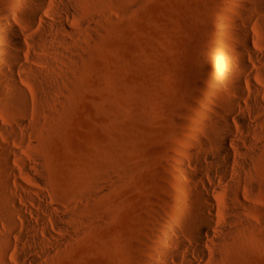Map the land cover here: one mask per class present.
Instances as JSON below:
<instances>
[{
    "label": "rangeland",
    "instance_id": "obj_1",
    "mask_svg": "<svg viewBox=\"0 0 264 264\" xmlns=\"http://www.w3.org/2000/svg\"><path fill=\"white\" fill-rule=\"evenodd\" d=\"M13 1L0 0V8L21 26ZM243 2L250 0H91L89 10L84 4L74 12L78 32L87 30L76 35L83 48L54 69L58 88L40 104L30 98L24 124L0 84V200L11 181L2 166L24 168L81 221L77 239L45 254L11 233L9 263L17 264L15 250L36 264H146L151 253L166 250L157 241L159 221L180 217L178 163L191 143L209 137L205 112L236 93L218 75L248 83H256L248 75H264V23L244 12ZM242 24L261 59L244 52L249 71L241 72L229 45ZM256 84L264 90V80ZM251 96L264 105L263 95ZM14 100L21 105V96ZM258 144L264 168V143ZM33 184L25 185L36 190ZM254 232L210 264H264V225Z\"/></svg>",
    "mask_w": 264,
    "mask_h": 264
},
{
    "label": "bare ground",
    "instance_id": "obj_2",
    "mask_svg": "<svg viewBox=\"0 0 264 264\" xmlns=\"http://www.w3.org/2000/svg\"><path fill=\"white\" fill-rule=\"evenodd\" d=\"M90 1L15 0L9 4L20 10L21 26L9 9L0 8V84L4 98L18 109L19 124L27 120L30 98H37L40 104L58 88L54 69L74 61L73 53L83 48L76 36L83 32H78L82 22H74V12L84 4L89 10ZM241 8L264 23V0L243 2ZM22 33L27 35L26 43L21 40ZM230 35L231 53L239 58L237 69L249 71L244 52L261 59L251 49L253 34L242 24L236 25ZM29 72L31 81L27 80ZM220 73L218 76L236 87V93L226 99L224 107L205 114L201 111L209 137L191 143L184 151L186 157L178 163L184 176V180H174L181 194H174L180 217L159 221L161 235L157 241L167 248L151 253L146 264H210L220 254L238 248L241 239L250 240L264 225L263 154L258 144L264 143V105L251 96L255 93L264 97V90L256 84L264 80V75H248L256 81L248 83L240 75ZM15 75L21 77L20 82ZM16 95L21 96L19 108ZM18 163L24 167L23 160ZM2 169L11 181L4 182L6 198L0 200V264H11L6 260L7 251L15 246L11 233L41 254L77 239L81 221L71 208L55 202L24 168L17 171L4 165ZM19 178L26 183L32 181L36 190ZM14 258L17 264H36L38 260L19 250L14 251Z\"/></svg>",
    "mask_w": 264,
    "mask_h": 264
}]
</instances>
